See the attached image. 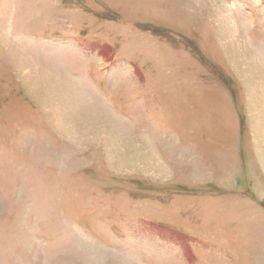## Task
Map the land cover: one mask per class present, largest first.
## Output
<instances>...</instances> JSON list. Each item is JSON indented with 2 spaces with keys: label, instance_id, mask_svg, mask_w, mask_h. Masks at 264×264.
Instances as JSON below:
<instances>
[{
  "label": "rangeland",
  "instance_id": "obj_1",
  "mask_svg": "<svg viewBox=\"0 0 264 264\" xmlns=\"http://www.w3.org/2000/svg\"><path fill=\"white\" fill-rule=\"evenodd\" d=\"M0 264H264V0H0Z\"/></svg>",
  "mask_w": 264,
  "mask_h": 264
},
{
  "label": "bare ground",
  "instance_id": "obj_2",
  "mask_svg": "<svg viewBox=\"0 0 264 264\" xmlns=\"http://www.w3.org/2000/svg\"><path fill=\"white\" fill-rule=\"evenodd\" d=\"M255 76H256V75H255ZM117 128H118V127H117ZM115 130H116V128H115ZM117 130H118V129H117ZM117 130H116V131H117ZM120 132H121V131H120ZM109 133H110V132H109ZM132 134H133V133H132ZM110 139H111V138H110ZM148 155H149V154H148ZM143 157H144V156H143ZM146 159H147V158H146ZM144 160H145V159H144Z\"/></svg>",
  "mask_w": 264,
  "mask_h": 264
}]
</instances>
